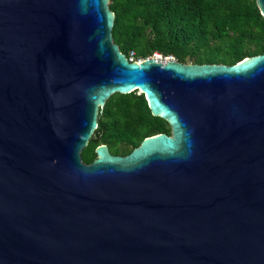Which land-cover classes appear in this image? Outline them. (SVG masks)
I'll use <instances>...</instances> for the list:
<instances>
[{"label":"water","instance_id":"95a60500","mask_svg":"<svg viewBox=\"0 0 264 264\" xmlns=\"http://www.w3.org/2000/svg\"><path fill=\"white\" fill-rule=\"evenodd\" d=\"M109 1L0 0V264H264V53L130 61ZM135 90L170 134L84 162Z\"/></svg>","mask_w":264,"mask_h":264},{"label":"trees","instance_id":"16d2710c","mask_svg":"<svg viewBox=\"0 0 264 264\" xmlns=\"http://www.w3.org/2000/svg\"><path fill=\"white\" fill-rule=\"evenodd\" d=\"M114 41L128 57L158 53L181 62L234 64L264 53V15L257 0H111ZM102 112V113H101ZM98 114L96 139L82 151L91 162L105 143L127 155L142 139L170 134L168 122L153 116L143 93H115Z\"/></svg>","mask_w":264,"mask_h":264},{"label":"built area","instance_id":"2783aa9c","mask_svg":"<svg viewBox=\"0 0 264 264\" xmlns=\"http://www.w3.org/2000/svg\"><path fill=\"white\" fill-rule=\"evenodd\" d=\"M154 56L157 57V56H162V55L158 53H154ZM128 58L130 61H142L143 60V59H137L134 52H132Z\"/></svg>","mask_w":264,"mask_h":264},{"label":"flooded vegetation","instance_id":"af4514ba","mask_svg":"<svg viewBox=\"0 0 264 264\" xmlns=\"http://www.w3.org/2000/svg\"><path fill=\"white\" fill-rule=\"evenodd\" d=\"M115 154V153H114ZM122 155V154H121Z\"/></svg>","mask_w":264,"mask_h":264},{"label":"rangeland","instance_id":"374dc122","mask_svg":"<svg viewBox=\"0 0 264 264\" xmlns=\"http://www.w3.org/2000/svg\"><path fill=\"white\" fill-rule=\"evenodd\" d=\"M154 55V54H153Z\"/></svg>","mask_w":264,"mask_h":264}]
</instances>
